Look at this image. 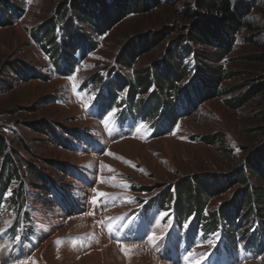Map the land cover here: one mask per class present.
Returning <instances> with one entry per match:
<instances>
[{"label":"rangeland","instance_id":"obj_1","mask_svg":"<svg viewBox=\"0 0 264 264\" xmlns=\"http://www.w3.org/2000/svg\"><path fill=\"white\" fill-rule=\"evenodd\" d=\"M83 1L0 0V138L8 145L0 156V264L43 263L31 255L48 237L36 211L45 221L60 211L67 220L52 227L53 233L67 230L51 248L77 259L80 252L99 247L100 236L91 227L97 219L83 214L90 206L101 212L102 201L92 199L102 185L97 169L108 159L109 169L117 167L119 157H112L111 147L133 133L151 146L148 155L132 152L119 163L125 191L136 205L129 216L142 220L146 235L153 215L163 224L172 219V235L163 246L167 254L153 264L209 258L213 264H264V203L243 204L236 221L211 222L220 206L236 205L246 189L239 183L241 171L248 187L264 190L258 161L264 150V0H232L244 8L246 26L232 35L230 48L226 37L218 44L192 45L209 60L198 64L191 53H183L185 74L175 89L151 85L145 94L136 87L134 99L129 85L137 74L161 69L165 77L172 52H180L179 41L206 12L196 8L197 0H105L104 12L96 13L93 6L87 11L85 5L78 15L75 7ZM124 2L129 9L146 7L129 13ZM97 14L104 17L101 26L90 19ZM71 32L75 35L68 38ZM72 38L83 45L77 43L70 51L73 61L66 64L60 48ZM198 65L220 66L225 78L211 81ZM240 96L245 100L239 103ZM99 124L111 139L97 130ZM189 177L211 184L212 194L200 195L202 219L196 220L181 184ZM175 235L178 255L169 247ZM9 249L14 261L5 254ZM113 253L125 264H141V252L130 245L122 255Z\"/></svg>","mask_w":264,"mask_h":264},{"label":"bare ground","instance_id":"obj_2","mask_svg":"<svg viewBox=\"0 0 264 264\" xmlns=\"http://www.w3.org/2000/svg\"><path fill=\"white\" fill-rule=\"evenodd\" d=\"M99 126L100 127H97V130L101 133L102 131L105 132L107 134V137L111 139V135H109L110 131L106 132V130L109 129L103 128L100 124ZM134 136L135 135L133 133L129 138L122 139L120 142L114 144L111 147V150L115 152L114 156L112 157L115 158V155L119 157V160L114 162L117 167H112L110 171L109 165L111 166L112 162L110 159H108L107 163L102 161L97 169V175L99 176V180L102 181V185L96 189V193L105 192L108 194L106 197L99 198L98 200L102 201L103 207L101 212L96 213V209L93 206H90L86 209V212L83 214L84 217H89L90 221L92 216L97 219V225L91 222V227L93 225H95L96 227L94 235H96L97 237L100 236L98 240V243L100 242V246L94 249H89L88 251L80 252V254H84L82 257H79L77 259L73 258L71 254L59 252L54 247L51 248V242L56 238H63L67 230V226H65L64 228L59 229L55 233H53L52 227H55V225H57L59 222L65 224L67 220L64 222V214L60 211V213L57 214V217H52L51 219L45 221L41 216V211H36L35 213H37V216L40 215L37 224L42 230L46 231L48 237L37 249L33 251L31 255L35 256V258H38L39 261H42V264H125L120 259H118V257L113 253V249H115L120 255H122V251H126V247H128V245L131 246L132 250H134L135 247L137 251L141 252V264H153L154 259H159L163 252L164 254H167L164 251L163 246L167 243L168 239L172 235L170 234V230L172 227V219L168 220L165 224H163L161 217H155L153 215L152 217H150L151 230L146 235L144 234L146 228L142 220L139 222L134 220L132 216H129L132 209L136 208V205L135 203H133L134 200L129 198V195L125 191V186H123L122 182L123 169L120 168L119 163L121 162V160H126L127 156H129L132 152H139L144 156L148 155V151L151 146L150 144H142L140 140H138L137 137ZM112 137L114 136L112 135ZM86 192L89 191L85 190V193ZM96 193L94 195H96ZM105 219H110L111 223L109 225H104L103 221ZM139 224L141 228L139 227ZM87 228L88 225L83 226L81 233H84ZM76 229H78V227ZM85 234L86 232L84 233V235ZM76 235L84 236L78 233ZM101 237L107 240L109 239L113 243L103 241V239L101 241ZM150 237H153V239H150ZM176 240L177 236L172 240V243H169V247L171 248L172 254L178 255L180 249L179 246L177 251L175 249ZM138 241H141L142 243H138ZM170 248L169 250H165L170 252ZM27 250L28 248L25 246L23 248L24 257H26V254L28 252ZM8 253H11V261H14L15 258L13 256V250L9 249L7 252H5L6 256ZM189 256L190 255H187V257ZM28 258L30 259V256H28ZM139 262L140 261L135 260L127 264H140ZM26 263L29 262L27 261ZM213 263L214 261L211 258L203 262L196 260L192 261V264ZM223 263H225V261ZM171 264H185V262H183V260H176V263L172 262Z\"/></svg>","mask_w":264,"mask_h":264},{"label":"trees","instance_id":"obj_3","mask_svg":"<svg viewBox=\"0 0 264 264\" xmlns=\"http://www.w3.org/2000/svg\"><path fill=\"white\" fill-rule=\"evenodd\" d=\"M137 1V0H136ZM131 3V1H130ZM137 5L140 3L139 1L136 2ZM101 4H103V8L99 9L101 6ZM88 9L87 11H89V7L93 6L96 7V13L97 11L100 13L104 12L102 11V9L104 10L108 5L105 3V0H84L83 2H81V4H78L76 8L77 10V14H84L85 12V6ZM123 6L125 5V2L122 4ZM196 8L198 10L201 11H205L207 15L201 17V19L195 23H193L188 31V33L183 37V39L181 38V40L179 41V48L181 49L180 52H172V56L170 57V64L169 67L166 70V76L162 77L161 75V69L158 70L157 72H155L153 69L151 72H148L147 74H137V80L135 79L136 82H133V86L130 84V88H131V93H132V98H135V93H139V91L136 89V87L142 88V93H147L148 92V88L149 86L153 85L156 86L158 89L159 87L164 84H171L172 90L175 89V82H178L182 79L183 74H185V69H183V53H191L189 56H194V59L196 60V62L198 64H204V60H209L208 57L204 56L202 53H200L201 51H197V50H193L192 49V45L196 46V45H205L206 43H210L212 41H216V43L218 44V40H226L227 41V46L226 49H229L231 46V43L233 42L232 39V35L237 33V31L239 29H241V27H244L245 25V19H244V8L238 6L237 2L234 3L232 5V0H197L195 2ZM121 6V8L123 7ZM130 6V5H129ZM128 6V2L126 3L125 7L127 9H129ZM146 4L144 3V7H140V6H135L134 9H129V13L132 12H137V11H141L143 9H145ZM70 14H71V7L69 6L68 10H67ZM193 17L197 16V13H192L191 14ZM98 16V14H97ZM119 16V15H116ZM122 17H117L116 21H118L119 19H121ZM93 21H99L101 22L100 26L102 25L103 21H104V17H91L90 18ZM89 19V23L92 24L90 22ZM103 19V20H102ZM68 22H66V24L64 25V29L66 31V29L68 28ZM95 27H97L96 25H94ZM246 26V25H245ZM99 28V27H98ZM69 30H71L69 28ZM100 30V28H99ZM70 35H75V32H71L66 34V36ZM226 37V39H225ZM52 38V37H51ZM144 39V38H143ZM156 41V40H155ZM155 41H153L151 45H155ZM71 42V43H70ZM68 42V44L64 43L62 41L63 44H61V51L63 52V59L65 61V63L67 64L68 61H73V58L71 56L70 51L74 50L73 48L76 47L77 43L79 42V45L82 46L83 45V40L79 39V38H72V40ZM190 44L189 46H186L187 44ZM127 62V61H126ZM173 62V64H172ZM174 65V66H173ZM175 67V68H174ZM198 69V71H200V74L211 80V81H220L221 78H225V72L224 69L220 66L218 67H207L206 65H202V67L200 65H198L196 67ZM159 72V73H158ZM139 75V76H138ZM117 81V79H115ZM239 100L237 102H243L245 100L244 96H240L238 97ZM155 103L158 102L157 97H155ZM226 102L229 104L230 101L226 100ZM230 105V104H229ZM159 108V107H158ZM156 111V109H155ZM154 108H153V114L155 113ZM7 143L5 140L0 138V156L3 155V153L6 151L5 148L7 147ZM259 158L258 161L261 165H263L264 167V150L258 154ZM7 156V155H6ZM264 170V168H262ZM260 172H262L260 170ZM263 175V174H262ZM14 176H16V173L14 174ZM239 178V183L241 185H243V188L246 189H242L238 195L237 198H235L236 201V205H232L230 208L229 207H219L217 209L216 212H214L212 214L211 217V222H216L217 223L221 220V219H231L232 218V222L236 221L237 219H235L237 212H241V206L243 204H248L249 206L253 204V202H255L256 204L261 205L264 203V190L262 192H258L255 189H253L252 186L248 187L245 177V173H242V171L240 172V174L238 175ZM206 179V178H204ZM218 180L220 181V178H218ZM206 182L207 180H199L198 177H194V178H187L184 179L182 181V186L186 187V194L188 196L189 199L192 200V205L194 207V212L196 215V220H198L199 218L202 219L200 212L203 211V208L205 206V201L200 198V195L202 194H212L211 190V184L206 182V183H202V182ZM208 181H214V179L210 178ZM3 187H5V184L2 185ZM18 192V189L16 190ZM175 199H176V195H175ZM166 200H168L167 198L164 200V203L166 204ZM179 200V199H178ZM238 204V205H237ZM201 210V211H200ZM252 210V209H251ZM178 211V209H177ZM180 211V210H179ZM182 212V210L180 211ZM178 217V216H177ZM220 219V220H219ZM179 224H183L182 219L181 221H178ZM239 222V220H238ZM229 234V233H227Z\"/></svg>","mask_w":264,"mask_h":264},{"label":"snow or ice","instance_id":"obj_4","mask_svg":"<svg viewBox=\"0 0 264 264\" xmlns=\"http://www.w3.org/2000/svg\"><path fill=\"white\" fill-rule=\"evenodd\" d=\"M29 2H30V0H29ZM109 115H112V113H109ZM109 154L111 155V153H109ZM109 170L111 171V169H109ZM107 195L108 194L105 192H97L96 195L94 196L93 200H94V202H96L99 198L106 197ZM187 223L188 222H186L185 227L187 226ZM0 231H2V230H0ZM150 239H153V237H150ZM189 255H191V253Z\"/></svg>","mask_w":264,"mask_h":264}]
</instances>
